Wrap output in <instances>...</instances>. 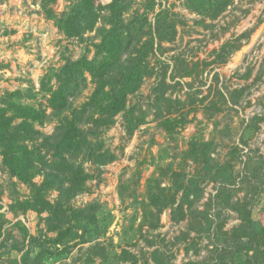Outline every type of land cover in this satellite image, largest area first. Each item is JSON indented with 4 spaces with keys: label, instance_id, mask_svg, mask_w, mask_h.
<instances>
[{
    "label": "rangeland",
    "instance_id": "374dc122",
    "mask_svg": "<svg viewBox=\"0 0 264 264\" xmlns=\"http://www.w3.org/2000/svg\"><path fill=\"white\" fill-rule=\"evenodd\" d=\"M77 1L0 0V106L18 90L45 110L30 142L42 166L56 159L45 137L95 88L84 70L60 115L48 99L62 67L92 60L117 18L145 17L153 36L159 19L166 36L125 109L91 137L114 158L65 154L89 174L79 193L50 190L48 209L26 208L31 185L0 167V264H22L4 237L15 221L30 235L28 264H264V0H232L214 19L186 0H118L113 14L95 0L94 28L69 36L54 19Z\"/></svg>",
    "mask_w": 264,
    "mask_h": 264
},
{
    "label": "trees",
    "instance_id": "16d2710c",
    "mask_svg": "<svg viewBox=\"0 0 264 264\" xmlns=\"http://www.w3.org/2000/svg\"><path fill=\"white\" fill-rule=\"evenodd\" d=\"M94 1L78 0L69 10L56 16L54 20L58 28L69 36H80L84 30L93 29L98 14ZM186 1L193 11L210 19L219 16L232 2ZM117 6L118 0H111L108 8L111 13L120 11L121 5ZM160 16L161 13L156 18ZM143 23H147V18L115 19L108 28H100V40L94 44L92 60L65 64L56 75L57 85L49 88L48 100L49 106L60 115L68 109V96L79 88L78 79L84 70L92 77L95 88L85 105L72 111L70 116L60 117L56 133L45 137L53 140L50 149L56 158L54 164L42 166L40 149L30 145L38 135L34 125L43 124L47 118L45 110L20 102L18 90L6 94L0 106V167L7 169L20 182L31 185V199L24 202L26 208L48 209L45 193L50 190L58 192L60 201L68 200L82 190L89 174L81 162L68 163L65 154L73 157L82 154L97 165L114 158L102 149L101 144L92 142L91 137L98 135L96 130L102 125L112 124L114 117L125 109L128 96L139 89L149 72L148 55L154 39L162 40L166 36L159 19L155 21L154 36ZM37 174L42 175L38 185L31 182ZM53 212L57 214L58 211L53 208ZM4 237L14 241V248L22 251V264H28L30 235L25 225L15 221L5 230Z\"/></svg>",
    "mask_w": 264,
    "mask_h": 264
}]
</instances>
